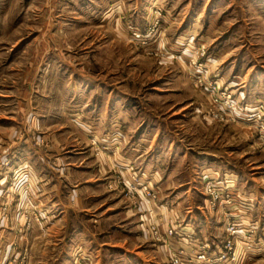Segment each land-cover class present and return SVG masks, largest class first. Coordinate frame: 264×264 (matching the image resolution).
Listing matches in <instances>:
<instances>
[{"label":"rangeland","instance_id":"374dc122","mask_svg":"<svg viewBox=\"0 0 264 264\" xmlns=\"http://www.w3.org/2000/svg\"><path fill=\"white\" fill-rule=\"evenodd\" d=\"M152 1L0 0V264H264V0Z\"/></svg>","mask_w":264,"mask_h":264},{"label":"crops","instance_id":"0c3cea01","mask_svg":"<svg viewBox=\"0 0 264 264\" xmlns=\"http://www.w3.org/2000/svg\"><path fill=\"white\" fill-rule=\"evenodd\" d=\"M155 1L156 0L152 1L150 4L151 5H154L156 3ZM171 4H172V2H171ZM177 12L178 11L175 10V13H177ZM137 13H144V12L139 10V11H137ZM188 13L189 14L191 13L190 12V8H189ZM198 17H199V15L197 16V18H193V19L194 20L195 19H198ZM189 18L191 19L192 17L190 16ZM194 24H195L194 22H193V24L191 22V24L189 25L188 30L181 31L178 34L179 35H182L183 38H185L187 36H190L191 34H194L196 31L195 32L194 31H191V30H194L195 29V27H193ZM184 34H187V35L186 36H183ZM200 38L203 39L202 33H201ZM221 63H224V62H221ZM242 82H243V85H241V87H239V88H243L242 90L245 93L247 92V90L250 92L252 90V87H251L252 84L246 83V81L244 82V80ZM229 84L230 85L231 84L234 85L236 83L232 82V83H229ZM248 109H249V111L255 110L254 108H251V109L248 108ZM159 130L160 129H155V131L153 132V135H152V138L151 139H149L150 138L149 136H146L144 138L143 133H141V135L138 136V137H135L134 136L133 137L134 141H132V144H134L135 146H137V150L141 146L142 147L143 146H149L150 147V144H151L153 146V149H152L151 155H149V157H150L151 160H149L148 162L154 163V160H157V162H156L157 168L160 171L162 169L161 167H158V166H161V164H162L161 161H160L161 158H162V152L160 150L162 148V142H164V141H162L163 139H161V132ZM114 131H116V129H112V128L109 129V127L107 126L104 129V132H105V134L103 136L104 140H108V142H110L111 144H113V143H115V144H121V138L124 137V134H120L119 136H115V135H112ZM120 132H122V131H120ZM142 138H144V139H142ZM176 146L182 148L181 142H179L178 140H176L174 138H173V140H170L168 142V146H167L168 147V155H167V158L165 159V161H167V162H165V163H167L166 171H165L166 174L163 176V177H165L166 180H170L171 177L173 176L172 175L173 174V170L170 167L175 164V161L177 160L178 155L184 153V156H185V154H186L185 151H183L181 153L178 152L177 149H176ZM139 156H140V154H136L134 157L137 158V160H138ZM199 156H200V157H198L200 159L199 160L200 161L199 164H200V166L202 165V167H200V174H203V173L206 174V176L204 175V178H209V177L216 178L217 177L216 175L218 174V170L212 169V168H214V165L213 164H208V163H210V162H208L209 160L210 161H213V159H214L213 156H210V155H207V156L206 155L205 156L199 155ZM139 161H141V159ZM214 161L218 162V159H214ZM216 162H214V163H216ZM204 164L207 167L206 166L204 167L206 169V171L203 172V165ZM215 169H217V167ZM154 170H156V169H154ZM151 173H152V171H151ZM156 173H157V171H156ZM152 176L155 177L154 174H152ZM156 176L159 177V175H156ZM175 195H177V194H175ZM187 209H188V211H185L184 217L182 218V223L179 224V228L176 229L175 236L173 237V249L172 250L175 251L176 249H179L180 248V249H183L186 252V254L190 255V254L193 253L191 250H193L196 247L195 241H197L198 239L200 240L202 238H203V240L206 239V237H204V231L207 232L209 230L208 228H210V226H209V224H207V220L204 218V216L201 214V212L199 210H196V211H194L195 213H193V211L191 210V208H187ZM168 215L170 216V219L172 220L173 219L172 213H168ZM184 232H188V234L191 235V238L189 240L183 238L182 234ZM211 232L212 231H210V233ZM214 237L217 239V236H214ZM91 241H92V239H91ZM209 242H211L210 244H214L215 241L209 239ZM91 246H93L94 248H97L98 247L97 243H95V242H93L91 244ZM124 252L125 253H129L130 251L125 249ZM138 253H140V252H138ZM138 253L137 254H131L129 256V258H128V256H126L125 258H127L126 260L129 259V260H133L135 263L136 262L138 263V261H140L141 258H142V257H140V255H138ZM157 264H159V263H157ZM160 264H163V263H160Z\"/></svg>","mask_w":264,"mask_h":264},{"label":"built area","instance_id":"2783aa9c","mask_svg":"<svg viewBox=\"0 0 264 264\" xmlns=\"http://www.w3.org/2000/svg\"><path fill=\"white\" fill-rule=\"evenodd\" d=\"M260 108L263 109V106L260 105ZM255 116L254 115H249L248 120H254ZM263 128V127H262ZM207 246L203 245V243L199 246V248L194 251L192 254L188 255L186 253H182L179 256V258H176V264H203V260L206 259V255L203 252V249H205ZM184 257L186 259H184Z\"/></svg>","mask_w":264,"mask_h":264}]
</instances>
